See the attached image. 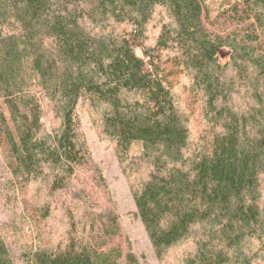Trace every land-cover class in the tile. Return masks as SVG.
Segmentation results:
<instances>
[{
  "label": "trees",
  "instance_id": "trees-1",
  "mask_svg": "<svg viewBox=\"0 0 264 264\" xmlns=\"http://www.w3.org/2000/svg\"><path fill=\"white\" fill-rule=\"evenodd\" d=\"M84 114L158 261L264 263V0H0V264H139Z\"/></svg>",
  "mask_w": 264,
  "mask_h": 264
},
{
  "label": "rangeland",
  "instance_id": "rangeland-1",
  "mask_svg": "<svg viewBox=\"0 0 264 264\" xmlns=\"http://www.w3.org/2000/svg\"><path fill=\"white\" fill-rule=\"evenodd\" d=\"M45 123V120H43ZM84 135L89 143L92 155L100 167L106 182L109 200L117 214L124 238L131 246V252L139 264H163L155 257L153 249L139 219L131 198L128 183L121 173L112 149L98 137L86 114L82 116ZM48 127V125H46ZM21 208L5 204L0 205V223H8L10 219H18ZM17 264H23L21 261ZM264 264V263H262Z\"/></svg>",
  "mask_w": 264,
  "mask_h": 264
}]
</instances>
